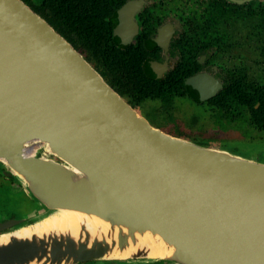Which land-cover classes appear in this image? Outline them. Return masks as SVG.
<instances>
[{
    "label": "water",
    "instance_id": "water-1",
    "mask_svg": "<svg viewBox=\"0 0 264 264\" xmlns=\"http://www.w3.org/2000/svg\"><path fill=\"white\" fill-rule=\"evenodd\" d=\"M207 78L205 74L196 79ZM199 100L220 87L191 82ZM0 163L37 208L0 223V264H264V162L153 127L22 0H0ZM58 210L94 215L129 234L148 231L167 258L134 254L119 231L12 233Z\"/></svg>",
    "mask_w": 264,
    "mask_h": 264
},
{
    "label": "flooded vegetation",
    "instance_id": "flooded-vegetation-1",
    "mask_svg": "<svg viewBox=\"0 0 264 264\" xmlns=\"http://www.w3.org/2000/svg\"><path fill=\"white\" fill-rule=\"evenodd\" d=\"M27 1L30 8L41 3V0ZM181 1L183 0H84L86 5L82 10L89 17L108 21L112 39L110 43L118 50L135 54L146 75L157 81L164 79L169 82L173 92L171 103L183 98L195 104H208L223 85L229 82L231 75L239 90L245 94H254L258 89H264V83L251 81L244 71L226 69L213 60L219 53H224L225 49L243 45L242 42H235L229 30L239 21L251 22L253 25L248 28L245 36L251 39L262 37L259 49L264 57V0H201L198 3L200 14L195 9L196 12L191 16L179 10ZM202 74L207 78L201 81L196 79V76ZM216 81L220 84L217 93L200 101L191 82L194 85L200 82L204 87H210ZM193 94L197 95V101L192 97ZM241 96L239 93V98ZM124 99L136 111L144 103L153 102ZM157 101L163 104L160 99L154 102ZM246 107H242L239 102L240 112H249ZM257 107L258 103L254 105V108ZM153 111L156 112V109L153 108ZM16 216L20 215L14 212L0 214V223ZM137 261L117 262L132 264ZM142 263L158 264L146 260Z\"/></svg>",
    "mask_w": 264,
    "mask_h": 264
},
{
    "label": "rangeland",
    "instance_id": "rangeland-1",
    "mask_svg": "<svg viewBox=\"0 0 264 264\" xmlns=\"http://www.w3.org/2000/svg\"><path fill=\"white\" fill-rule=\"evenodd\" d=\"M199 1L201 0H183L179 3V10L187 16L196 11L200 14ZM235 24L229 28L231 36L235 42H242L243 45L225 49L224 53H219L213 60L226 69L244 71L251 81L264 83V57L259 49L262 37L251 39L245 36L248 28L253 26L251 22L239 21L237 25ZM158 102H146L137 110V113L144 116L153 127L204 147L225 150L234 155L264 162V131L254 128L247 114L238 121L228 122L206 103L195 104L183 98L164 105ZM5 169L0 163V214L14 212L23 216V212L25 214L34 212L35 208L31 206L36 205L27 198L20 184L2 174ZM30 202L33 205H30ZM137 260V263L132 264H144L142 263L144 259ZM80 264L119 263L96 260Z\"/></svg>",
    "mask_w": 264,
    "mask_h": 264
},
{
    "label": "trees",
    "instance_id": "trees-1",
    "mask_svg": "<svg viewBox=\"0 0 264 264\" xmlns=\"http://www.w3.org/2000/svg\"><path fill=\"white\" fill-rule=\"evenodd\" d=\"M28 6L27 0H22ZM80 2V3H79ZM84 0H41L32 10L46 20L96 69L104 80L122 97L140 101L160 99L170 104L172 89L166 80L157 81L144 73L135 54L116 49L112 43L108 21L86 15ZM189 88V86L184 85ZM239 93L241 97L239 98ZM197 101V95L192 96ZM247 106L249 112H240L238 105ZM258 103V107L254 105ZM220 117L235 122L245 117L250 124L264 131V89L245 94L239 90L231 75L222 89L208 101ZM30 205H33L30 202ZM35 209L37 206H31Z\"/></svg>",
    "mask_w": 264,
    "mask_h": 264
},
{
    "label": "bare ground",
    "instance_id": "bare-ground-1",
    "mask_svg": "<svg viewBox=\"0 0 264 264\" xmlns=\"http://www.w3.org/2000/svg\"><path fill=\"white\" fill-rule=\"evenodd\" d=\"M79 234L87 232L89 242L101 237L108 244L116 241L120 231L127 237V246L122 250L116 247L105 254L107 259H127L137 253L146 255L149 259L167 258L172 254V248L159 236L148 231L129 234L127 229L119 226H111L108 222L94 216L72 210H58L57 214H50L33 225L15 230L12 235L16 237L41 236L48 232H66L74 239ZM67 233V232H66ZM78 235V236H77ZM9 234L0 235V244L8 241ZM30 264H38L35 261Z\"/></svg>",
    "mask_w": 264,
    "mask_h": 264
}]
</instances>
